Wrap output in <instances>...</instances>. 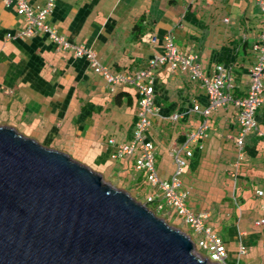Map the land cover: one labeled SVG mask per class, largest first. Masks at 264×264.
Wrapping results in <instances>:
<instances>
[{"label": "crops", "instance_id": "1", "mask_svg": "<svg viewBox=\"0 0 264 264\" xmlns=\"http://www.w3.org/2000/svg\"><path fill=\"white\" fill-rule=\"evenodd\" d=\"M44 1L28 0L32 5ZM46 22L69 42L91 47L113 72L145 69L171 34L177 50L200 54L206 74L212 75L217 63L230 67L233 82L227 92L234 97L248 91L256 61L252 45L262 25L253 0H55ZM24 25L15 0H0V125L18 131L27 125L28 137L37 140L41 133L43 145L82 153L95 165L133 175L136 188L149 191L133 159L112 157L109 142L132 136L135 89L121 86L111 92L84 56L63 49L48 33L18 36ZM151 75L158 110L150 116L148 136L158 176L171 177L173 149L183 154L187 133L206 119V135L201 146L189 144L192 156L181 174L188 204L207 214V224L225 244V264H264V195L257 193L264 190V106L245 136V158L237 163V107L229 102L205 118L192 110L193 104H207L205 90L184 70L165 63ZM174 113L180 114L176 121L170 119ZM154 189L161 196L162 190Z\"/></svg>", "mask_w": 264, "mask_h": 264}, {"label": "water", "instance_id": "2", "mask_svg": "<svg viewBox=\"0 0 264 264\" xmlns=\"http://www.w3.org/2000/svg\"><path fill=\"white\" fill-rule=\"evenodd\" d=\"M0 264H223L68 153L0 125Z\"/></svg>", "mask_w": 264, "mask_h": 264}, {"label": "built area", "instance_id": "3", "mask_svg": "<svg viewBox=\"0 0 264 264\" xmlns=\"http://www.w3.org/2000/svg\"><path fill=\"white\" fill-rule=\"evenodd\" d=\"M9 3L11 0H4ZM260 11L261 27L258 38L252 47L256 51V61L250 69V81L248 91L243 97H234L227 92L232 87L233 77L231 70L224 64L217 63L215 72L212 75L205 73L200 54L198 52L184 53L178 51L173 44L171 34L165 37L163 52L151 57L145 69L134 72L110 71L106 65L101 64L96 58L91 47L83 44L69 42L57 30L46 22L47 15L53 10L55 0H45L43 5H32L28 0H15L16 11L24 19V28L18 30L16 34L27 37L36 32L43 31L57 42L63 49H73L76 55L84 56L91 64L93 70L100 73L111 92L121 86H131L137 94V118L130 140L115 143L111 138L109 142L114 144L111 156L124 159L132 158L137 171L144 174L150 187L146 193L145 202H155L156 211L169 214L174 211L181 217V221L189 226L191 232L197 237L194 242V250L201 257H206L210 262L225 263L226 247L220 236L213 233L211 227L206 222L207 214L201 211H194L188 204L187 191L185 190L181 174L187 164V158L192 156L190 143L201 146L200 142L206 135L207 121L204 119L196 125L195 129L187 133V138L183 144V154L180 149L174 148L172 156L175 162V170L169 179H162L158 176L155 166V147L153 141L148 136L151 125L150 116L158 110L155 105V89L153 85L151 70L161 64L167 63L171 69L184 70L192 82L199 83L205 90L207 104L200 107L193 104L192 110L199 112L205 118L210 112L227 103H232L238 109L237 120L239 129L234 138L236 147V161L245 158V136L256 127L255 114L257 109L264 106V0H253ZM228 21V18H224ZM155 40V37H152ZM180 114L174 113L170 116L172 121L178 120ZM154 187L161 189V196ZM259 195H264V190H257ZM159 196V197H158ZM158 198V200H156ZM257 221L256 223H258ZM245 250L240 246V251Z\"/></svg>", "mask_w": 264, "mask_h": 264}, {"label": "rangeland", "instance_id": "4", "mask_svg": "<svg viewBox=\"0 0 264 264\" xmlns=\"http://www.w3.org/2000/svg\"><path fill=\"white\" fill-rule=\"evenodd\" d=\"M22 128L24 129V131H19V132L26 135V136H29V135H27V133L29 131V128L27 127V125H25V126L23 125ZM25 132H27V133H25ZM39 132H41V131H39ZM38 137H39V139H37V140L41 144H43V140H42L43 135L41 133H38ZM69 155L72 158H74L75 160L80 161V162L86 164L87 166L91 167L92 169L100 172L103 175V178L105 181L111 182L112 185H114L115 187H117L119 189H125L137 200L145 202L146 196H147L146 191H141V190H138L136 188V186L134 185V181H133V175L128 176L125 172L119 174L116 171L112 172V170H110V168H106L102 165H95L94 163H92L90 161H86V159H85V157H83L84 155L82 153H78V152L71 153V152H69ZM151 205H152V207L154 206V204H151ZM160 215L166 216L168 218L166 220L169 223H171L172 225L177 226V227L181 228L182 230H185L186 232L193 234L191 232L189 226L186 225L185 223H183L181 221L182 220L181 217L176 215L174 211L170 212L169 214H165L164 212H161ZM193 238L195 240L197 239V237L194 236V234H193ZM195 252L198 254L197 251H195Z\"/></svg>", "mask_w": 264, "mask_h": 264}, {"label": "clouds", "instance_id": "5", "mask_svg": "<svg viewBox=\"0 0 264 264\" xmlns=\"http://www.w3.org/2000/svg\"><path fill=\"white\" fill-rule=\"evenodd\" d=\"M175 46V45H174ZM176 48V47H175ZM179 51V50H178ZM163 52V51H162ZM185 53V52H184ZM201 58V57H200ZM202 62V61H201ZM203 66V65H202ZM204 69V68H203ZM190 80V79H189ZM192 82V81H191ZM196 83V82H195ZM146 193H147V191H146ZM158 199V198H157ZM141 202H143V201H141ZM143 203H145V202H143ZM146 204V203H145ZM147 205V204H146ZM151 209V208H150ZM153 210V209H152ZM154 211V210H153ZM155 212V211H154ZM156 213V212H155ZM157 214V213H156ZM160 214V213H159ZM158 215V214H157ZM158 216H160V215H158ZM160 217H162V218H164L165 220L166 219H168L166 216H160ZM167 221V220H166ZM168 222V221H167ZM169 223V222H168ZM169 224H171V223H169ZM172 225V224H171ZM177 227V226H176ZM181 229V228H180ZM183 231H185V230H183ZM186 232V231H185ZM188 235H190V237H191V233H188V232H186ZM192 238V237H191ZM195 249V248H194ZM225 264V263H224Z\"/></svg>", "mask_w": 264, "mask_h": 264}, {"label": "trees", "instance_id": "6", "mask_svg": "<svg viewBox=\"0 0 264 264\" xmlns=\"http://www.w3.org/2000/svg\"><path fill=\"white\" fill-rule=\"evenodd\" d=\"M136 26V25H135ZM229 70H231V68L229 67L228 68ZM156 200H158V199H156ZM146 204H147V206L149 207V208H151V209H153L158 215H160L157 211H156V205H155V202H145ZM151 204H154V206L152 207V205ZM161 216V215H160Z\"/></svg>", "mask_w": 264, "mask_h": 264}]
</instances>
